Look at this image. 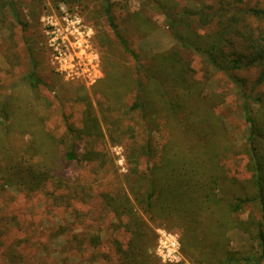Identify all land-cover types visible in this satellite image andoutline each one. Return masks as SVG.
Returning a JSON list of instances; mask_svg holds the SVG:
<instances>
[{
  "label": "trees",
  "instance_id": "16d2710c",
  "mask_svg": "<svg viewBox=\"0 0 264 264\" xmlns=\"http://www.w3.org/2000/svg\"><path fill=\"white\" fill-rule=\"evenodd\" d=\"M51 1L58 5L77 0ZM95 1L135 66L131 76L114 61L110 71H105L106 80L95 89L115 104L135 96L124 114L138 113L140 129L148 135L141 156L150 164L144 170L134 164L133 176L127 178L128 190L101 195L105 208L118 221L114 226L130 235L127 245L115 243V264H162L148 254L156 238L154 227L178 235L182 254L193 264H249V258L253 264H264V94L260 92L264 85V7L235 0L216 9L212 1L201 5L200 11L189 8L173 14L175 0H146L153 12L166 18L177 46L141 62L121 30L115 3ZM7 10L27 30L18 0H0V24L7 19ZM128 20L141 30L148 29L144 26H149V18L143 12L130 13ZM195 20L202 31L191 25ZM187 48L205 55L240 91L248 126L251 177L247 180L238 178L227 165L228 151L221 141L214 104L208 102L204 83L181 53ZM37 51L29 41L32 70L23 82L39 98L46 83L39 74ZM253 70L258 71L255 80L246 76ZM11 99L0 103V189L12 187L27 197L44 192L54 196L58 186L68 182L61 176L64 163L102 161V151L93 148L103 132L91 107L82 129L69 128L66 136L59 137L48 124L49 117L38 116L30 103L19 99L17 107H12ZM109 110H114L112 105ZM119 120L112 122L113 131L121 130ZM153 131L166 140L161 147L153 145ZM78 141L87 142L84 148L89 150L81 153ZM247 208L252 211L244 220ZM233 230L247 233L257 246L246 254L232 251L228 233Z\"/></svg>",
  "mask_w": 264,
  "mask_h": 264
},
{
  "label": "rangeland",
  "instance_id": "374dc122",
  "mask_svg": "<svg viewBox=\"0 0 264 264\" xmlns=\"http://www.w3.org/2000/svg\"><path fill=\"white\" fill-rule=\"evenodd\" d=\"M112 1L130 49L139 54L141 62L177 46L166 18L153 12L146 0ZM212 1L219 9L222 3L227 5L235 0H175L171 12L177 14L189 8L200 11L201 5ZM244 1L248 6L264 7V0ZM18 2L27 30L23 31L19 23L12 20L8 10L7 19L0 24V103L7 97L12 98V107L19 104L16 99L30 103L38 116L50 118L48 124L59 137L66 136L69 128L82 129L91 107L103 132V138L93 149L102 151L103 156L101 162L64 163L61 176L68 182L58 186L54 196L44 192L27 197L12 187L0 189V264H115L118 259L115 243L127 245L130 235L114 226L118 221L105 208L101 195L128 190L127 178L133 176L130 173L136 167L134 164L142 170L150 164L141 156L148 135L140 129L138 113L128 117L124 114L135 96H126L115 104L95 88L106 80L105 71H110L114 61L134 76L133 59L124 53L101 5L95 0L58 5L51 0ZM137 12L149 18V26H144L148 29L141 30L129 22V14ZM191 25L202 31L196 20ZM253 26L258 28V24ZM29 41L38 50V70L46 83L39 98L23 82L24 76L32 70ZM181 53L196 78L204 83L205 95L210 96L208 102L214 104L221 141L228 151L227 165L238 178L249 179L248 126L243 117L240 91L205 55L193 48L182 49ZM257 73L253 70L246 76L255 80ZM260 92L264 94V85ZM110 105L114 110H109ZM118 118L121 130L113 131L112 122ZM152 139L154 146L158 143L156 147L166 141L155 131ZM86 143L78 141L81 153L89 150L84 148ZM251 211L252 208H247L242 218L246 220ZM153 230L156 238L148 248L151 257L162 264H193L182 254L178 235L164 228L154 227ZM228 237L231 250L241 254L257 246L240 230L229 232ZM93 238L99 241L95 243ZM165 239L179 244L181 258L178 262L163 261L160 248ZM249 261L253 264L251 258Z\"/></svg>",
  "mask_w": 264,
  "mask_h": 264
},
{
  "label": "built area",
  "instance_id": "2783aa9c",
  "mask_svg": "<svg viewBox=\"0 0 264 264\" xmlns=\"http://www.w3.org/2000/svg\"><path fill=\"white\" fill-rule=\"evenodd\" d=\"M161 257L165 263L178 262L181 258L179 254V244L177 241L173 242L172 240L165 239L163 246L160 248Z\"/></svg>",
  "mask_w": 264,
  "mask_h": 264
}]
</instances>
